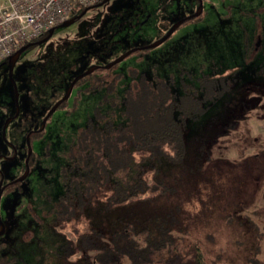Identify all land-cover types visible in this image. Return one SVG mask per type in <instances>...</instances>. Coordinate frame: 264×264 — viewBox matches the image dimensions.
<instances>
[{
	"label": "rangeland",
	"instance_id": "1",
	"mask_svg": "<svg viewBox=\"0 0 264 264\" xmlns=\"http://www.w3.org/2000/svg\"><path fill=\"white\" fill-rule=\"evenodd\" d=\"M196 4L195 0H109L89 7L72 24L55 28L44 43L21 53L12 67L18 115L7 123L3 134L2 125L14 112V94L4 67H0V154L6 140L19 146L23 156L24 133L39 127L75 76L96 67L91 77H103L106 83L92 93L81 94L70 113H65L70 99L66 108L53 111L39 144L34 145L47 156L41 159L40 169L31 171L7 197L10 211L0 235V264H72L79 256L74 244L78 235L90 228L109 229L118 210L104 209V192L60 227L50 226L39 212L49 207L47 199L51 202L59 193L56 151L91 116L108 84L113 85L115 104L110 110L102 106L110 112L105 118L114 124L124 123L120 100L130 83V72L151 82L168 81L176 95L181 83L191 84L201 74L230 75L228 94L209 105L198 119L185 123L187 139L202 131L208 119L220 125L218 117H230L232 123V129L211 150L226 203L194 238L207 261L217 257V264H264V77L258 64L264 51V0H202L201 18L180 25L162 41L180 19L196 11ZM145 15L144 24L137 25ZM256 34L259 52L251 55L249 46ZM82 55L86 57L74 61ZM123 55L125 58L107 68ZM114 77L118 80L109 83ZM20 161V156L13 162L0 160V172L11 177L7 171L17 170ZM59 233L73 251L65 259L54 255L60 245Z\"/></svg>",
	"mask_w": 264,
	"mask_h": 264
},
{
	"label": "trees",
	"instance_id": "2",
	"mask_svg": "<svg viewBox=\"0 0 264 264\" xmlns=\"http://www.w3.org/2000/svg\"><path fill=\"white\" fill-rule=\"evenodd\" d=\"M85 9L74 8L69 17ZM259 69L264 76V60ZM129 74L120 100L124 123L114 124L105 118L110 112L93 109L55 153L59 193L51 202L47 199L49 207L40 217L60 227L104 192V209L118 213L107 231L90 228L76 237L79 256L72 264H217V257H202L194 237L226 203L211 150L232 123L230 118L218 117L220 125L208 119L202 131L188 139L184 131L186 121L198 119L226 94L229 78L224 73L201 74L191 84L181 83L176 95L168 81ZM108 85L98 105L111 109L114 88ZM58 236L54 255L65 259L73 253L71 243Z\"/></svg>",
	"mask_w": 264,
	"mask_h": 264
},
{
	"label": "flooded vegetation",
	"instance_id": "3",
	"mask_svg": "<svg viewBox=\"0 0 264 264\" xmlns=\"http://www.w3.org/2000/svg\"><path fill=\"white\" fill-rule=\"evenodd\" d=\"M195 1L197 2V4H196V11L193 14H191V15H189L187 17H184L182 19H180L179 21H182V22L176 28H178L182 24L187 23L188 21H190V22L191 21H197V20H199L201 18V16H202V13H201V2H202V0H195ZM103 3H106V2H103ZM140 13H143V11H140ZM193 15H196V16L192 17ZM132 16L136 17L137 15L134 14ZM146 16L147 15H145V17L143 19L139 20L137 22V25L142 26L144 24V22H145L144 19L146 18ZM71 18L74 19L73 20V22H74L75 20L78 19V16L77 17H75V16L68 17L67 20L68 19H71ZM176 28H174V30L168 35V37L175 31ZM169 31L164 35L162 41H164L165 39L168 38V37L165 38V36L169 33ZM44 37L45 36H43L42 38H40V39H38L36 41L30 42V43H37L38 41L42 40ZM252 39H254V41L249 46L250 54L251 55H258V52H259V48H258V44H259L258 39H259V36H258V34L254 35L252 37ZM159 42L161 43V41H159ZM159 42H157V43H159ZM34 46H36V45L30 46L27 49H25L24 51H28V50L32 49ZM23 52H21V53H23ZM85 57H86V55H82L81 57H76V59H74V61L77 62L80 59H84ZM259 57L260 58L258 60L259 61L258 64L260 65V62H262V60H264V51L259 54ZM13 65H12V67H13ZM2 66L4 67V70L6 72V76L9 79V82H10V84L12 86L13 94H14V112L7 119V121L5 123H3V125H2V134H3L4 129L7 126V123L17 117V115H18V107H17L16 88H15L14 83L13 84L11 83V81H12L11 78L8 77V72H9L8 58H6L5 60H3V61L0 62V67H2ZM111 66H113V65H110L109 67H111ZM12 67H11V70H12ZM94 68H96V67H94ZM11 70H10V73H11ZM93 72H91L90 74H88L86 76H83V77L79 78V79H82L83 82L86 81V80L89 81L87 84L84 85L85 87H83L82 89H78V88H80V86L82 85L83 82L80 85L77 86L75 84L77 83V81L79 79L76 80L74 82V84L72 85V87H71V90H70V93H69L68 97L63 102H61L56 108L53 109V107L56 105V103H58V101H60L62 99V97L65 95V93L67 91L66 90L65 93L60 97V99L55 102L54 106L45 113V115L43 116V118L41 120V123H40L39 127L35 128V129L28 130L26 133H24V135L22 134L23 135V146H24L23 156H22V150H20L19 146H17L15 143H11L9 141L3 140V145H4V148H5V151H4L3 154H0V160L1 161H4V162H13V161H16V159H18V157L20 156L21 161L19 162L20 163V166H19V168L17 170H14V171L8 170L7 171L8 174H10V173L12 174L11 177L7 178L4 174H2L0 172V229H1V227H3L2 233L5 230V225L8 224L7 223V221H8L7 217L9 215L10 209L8 208V206L6 204L7 203L6 200H7V197L9 195V193L10 192L17 191L19 189L18 188L19 185L20 184H23L25 182V180L29 177V175H31V171H33L35 168H37L39 170L40 169V164H41V159L42 158H45L47 156V155H44V157H43L42 154H40V152L38 150L37 151L35 150L34 145H35V143L36 144H39L40 137L44 133V129L46 127L47 122L49 121V118L51 117L53 111L58 110V109H64V108H66L65 106L67 105V102H68L69 99H70V102L71 103H70V107L67 108V110L65 112L66 114L70 113L72 110H75L76 105H77V101L79 100L81 94H83V93H85V94L92 93L95 89H98L99 87H102L101 84L103 82V80H102L103 77H100L101 79H99V77L98 78H92L91 77L90 80H88L87 78H85V77L91 75ZM81 74H83V73H81ZM81 74H79L77 76H80ZM209 74H215V73H209ZM218 74L220 75L222 73H218ZM260 74L263 75L261 72H260ZM77 76H75V77H77ZM226 76L229 78V81H230V84H229V89H230V85H231V81L232 80L230 79V75L229 74H226ZM92 79H94V81H92ZM95 81H97L96 82V85L94 84ZM91 88H95V89L91 90ZM73 89H76V91H75V94H73L71 96V92H72ZM229 89H228V91H229ZM228 91L226 92V94H228ZM226 94H224V95H226ZM231 95H232V92H231L230 96ZM103 96L104 95H102V97ZM101 99L99 100L98 104L100 103ZM235 102L236 103H239V101H237V99L235 100ZM98 104H97L96 107L99 108V109H101V112L104 114V111L102 110V106H99ZM243 106H244V104H243ZM107 109H108V107H107ZM227 118H230V117H227ZM85 120H84V122H85ZM17 135H19V133ZM28 148H29V153H28ZM55 175H56V172H55ZM55 181H56V178H55ZM2 204H5V206L2 205Z\"/></svg>",
	"mask_w": 264,
	"mask_h": 264
},
{
	"label": "built area",
	"instance_id": "4",
	"mask_svg": "<svg viewBox=\"0 0 264 264\" xmlns=\"http://www.w3.org/2000/svg\"><path fill=\"white\" fill-rule=\"evenodd\" d=\"M104 0H0V62L67 20L73 9Z\"/></svg>",
	"mask_w": 264,
	"mask_h": 264
},
{
	"label": "water",
	"instance_id": "5",
	"mask_svg": "<svg viewBox=\"0 0 264 264\" xmlns=\"http://www.w3.org/2000/svg\"><path fill=\"white\" fill-rule=\"evenodd\" d=\"M107 1H108V0H104L103 2H107ZM103 2H102V3H103ZM85 11H86V9L83 10V11L81 12V14L78 16V18L81 17V16L85 13ZM194 16H196V15H193L192 17H194ZM189 18H190V17H189ZM73 20H74L73 18L68 19V20L64 21L62 24H60L59 26H57L56 28H58V27H65V26H68V25H70V24L73 23ZM181 22H182V21L177 22V23L174 25V27H172V29L169 31V33L165 36V38H167L168 35L174 30V28H176ZM54 29H55V27H54V28H51L50 30H48L47 35H46L42 40L38 41L37 43H27V44L23 45L22 47H20V48H18L17 50H15V51H14V52L8 57V64H9L8 77H9V78H10V70H11V67H12V65L14 64V62L16 61V59L18 58V56L20 55V53L23 52L25 49H27L28 47H30V46H32V45L42 44L43 42H45L46 40H48L49 37L51 36V34L53 33V30H54ZM159 43H160V42H159ZM159 43H156V44H154V45H152V46H150V47H155V46H157ZM126 55H127V54H126ZM126 55L121 56L119 59H117L116 61H114L111 65H114V64L118 63L120 60H122L123 58H125ZM107 68H109V66H108ZM95 69H96V68H92V69H90L89 71H86L85 73L81 74L80 76L75 77V78L72 80V82L70 83V85H69V87H68V89H67L65 95L62 97V99H61L60 101H58V103H56V105L53 107V109L56 108L61 102H63V101L68 97V95H69V93H70V90H71V87H72V85L74 84V82H75L76 80H78L79 78H81V77H83V76H86V75L90 74V73L93 72ZM11 83L13 84L12 81H11ZM28 153H29V148H28ZM2 229H3V227H1V229H0V235L2 234Z\"/></svg>",
	"mask_w": 264,
	"mask_h": 264
}]
</instances>
